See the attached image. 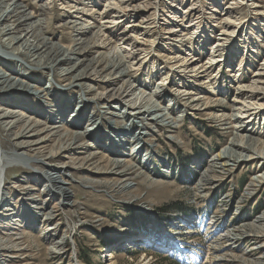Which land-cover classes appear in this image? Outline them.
<instances>
[{
	"label": "rangeland",
	"instance_id": "374dc122",
	"mask_svg": "<svg viewBox=\"0 0 264 264\" xmlns=\"http://www.w3.org/2000/svg\"><path fill=\"white\" fill-rule=\"evenodd\" d=\"M92 1L91 6L94 7L92 15L78 14L83 23L95 27L91 33L84 37L90 39L91 34L97 32L96 27L104 26L103 22L112 21L109 18L117 15L120 18L119 21L122 22L119 26L110 28V31L106 30L102 42L104 43V40L110 36L116 46L119 45L118 48H123L124 54H127L129 50L133 51L130 54L135 56V59L131 61L132 63L136 62L132 71L136 84L132 80V85H134L132 90L137 92L141 88L149 96L159 84L166 81L162 87L161 105L167 108V105L174 103L171 107L173 117L177 118L184 111V119L172 128L160 127L156 129V133L152 132V136L148 135L146 146L141 150H134L136 154L132 158V162L136 163L143 174L142 177L131 178L128 185L133 187L128 191L127 189L121 191L118 187L109 186L110 184L94 188V190L85 187L79 183L81 171L77 172L73 169L74 166L69 164V169L65 170L66 175L63 177L70 180V185L67 186L72 193L70 203L76 202L78 205L77 207H68L65 214H61L51 222H47L46 214L53 210L60 197L57 195L58 192H55L56 195L52 194L53 192H46L47 187L44 188V186L47 181L43 180L41 176L38 179V175H42L41 172L53 173L54 169L47 166L45 161H41L31 163L30 167L12 165L4 173H0V201L2 196L10 198L14 205L13 209L16 210L14 213L16 223L13 221L16 224L14 231L2 228L0 236L4 233L15 235L16 238H21L20 243L23 246L21 253H17L16 249H8L6 253L2 252L0 261L2 264H77V262L80 264H109L110 261H114L116 264H257V259L264 256V239L250 238L241 241L236 250H226V243H224L221 246L223 249L216 253L212 246L217 240L218 232L249 226L263 214L264 184L253 196L244 200L242 204L240 202L252 178L264 173V162L257 159L240 163L231 174L216 169L215 172H211L210 176L213 178L208 185L206 183L203 189H200L198 184L202 176L210 170L211 159L230 144L233 129L224 130L223 124L226 122L223 120L229 119L234 114L233 100L239 101L243 98L242 95L240 96L239 88L246 86L250 89L249 87L253 85L257 75L263 76L264 74V28L260 32L257 27V21L264 20V15L261 14L263 11L261 12V8L252 7L251 0H219L223 2L222 5L224 4L225 8L231 7L232 11L233 7L240 8L238 13L234 11V14L228 15L222 11L219 15H215L212 12L214 9L211 5L212 0H181V6L175 7L170 4L172 0ZM64 2L77 6L82 1L29 0L28 3H31L33 8H37V11L44 6L48 7L47 31L49 33L46 32V35L51 38L53 43L59 42L61 45L71 46V30L62 26L67 19L77 16V13H73L74 9H68V12L65 13L61 9ZM90 7L84 6V8ZM168 9L172 11L170 12ZM174 13L177 15L174 16ZM105 17H108V20L104 19ZM220 18L227 19L230 26ZM154 22L157 28L153 30L158 35L152 33L147 36L144 29L142 30L138 26L143 23L142 27L145 28L146 24ZM167 22H172L174 29L182 31L176 32V36L166 35L163 31L164 28L161 27H165ZM225 24L228 34L234 33L233 35L229 36L223 33L222 25ZM129 25L135 26V28H131ZM159 26L161 27L159 28ZM250 30L254 31L253 37ZM125 32L131 38L130 42L121 41L122 38L119 36ZM164 37L172 38L167 40L163 39ZM182 37H188V39L192 37L193 43L189 44L191 47L189 51H176L180 53L176 54L180 57L179 61L187 59L190 63L196 59L197 63L203 66L214 51L213 48L218 45L221 49L217 48V50L221 52L218 51L217 54L222 55H220V59L223 61L218 63L219 65H215L210 73L206 72L205 76L191 80L187 76L188 73H180V70L175 67L173 70L166 69V67H171L166 56L171 57L176 53L173 51L182 44ZM247 38L250 41L245 44L244 39ZM133 39L137 40L136 43L138 42L135 45L136 48L130 46ZM154 39L155 43L141 46L148 41L153 42ZM223 39H226L225 42ZM113 47L115 46L108 44L106 49H93L87 53L86 62L80 69L89 65L91 61L98 60L101 51L107 53ZM9 59L14 61L13 56H9ZM241 61L246 63L241 67L243 69L239 70ZM179 63L171 65H179ZM31 70L34 69L31 68ZM31 70L29 71L30 78L40 75V72ZM60 74V71L55 73L58 79ZM89 74L92 79H87L86 85L88 89L92 87L94 90L89 93V98L83 100L84 105L88 106L84 118L88 120L92 113H96L102 116V125L99 126L98 131L93 132L94 137L87 134L89 136L87 141L93 143L96 148H100V151L108 158L116 159L115 156H110L105 149L112 142L104 141L103 138L109 135L108 126H120L118 122L114 121H120V119L117 117L112 119L113 116L105 114L104 112L109 111L108 109H99L103 103L106 104L99 100V95L107 93L105 91L109 87H103L106 82L97 80L92 75V70L89 71ZM60 79L68 84L64 77ZM126 79L117 81L109 91L116 88L115 92H117ZM242 80L243 82H241ZM28 82L35 85V81ZM48 83L46 78L45 83L40 85V89L47 87ZM54 85L52 90L54 97L51 95L44 101L49 100V103H52L54 99H58L64 102L80 97L75 87H71V89L69 86L60 85L57 82ZM247 88L246 90H248ZM182 91L191 92L189 99H179V92ZM128 94V98L125 95L123 99L113 100L107 104L112 105V110L119 113L126 108L125 104L128 103L126 100L133 97V93ZM219 99L225 101V105L220 104ZM76 101L79 100L76 99ZM76 101L68 112L77 111L78 103ZM240 101L242 102V100ZM56 103L52 104V108ZM256 104L262 105L261 112L250 120H244V127L240 134L242 136L248 134L254 138L260 137L264 141V101ZM32 105L34 108L36 107L33 101ZM47 107L49 105L44 107L45 114L50 112ZM127 111L132 113L129 109ZM51 113H54V116L46 114L48 118H59L57 111H51ZM125 114L129 117L127 113ZM105 117L108 118L104 119ZM136 122L139 124V121ZM128 123V120H124L123 124L128 125ZM130 124L132 123L130 122ZM137 124L136 126L132 124V131L137 132ZM88 125L89 122L86 121L75 129L83 133ZM233 125L236 127L237 122L233 121L226 127L233 128ZM171 135L177 137L176 142L170 141L169 136ZM4 136L2 139L6 144L5 153H13V146ZM131 137H128V140ZM135 144L137 143L122 141L116 146L122 147L121 150L117 149L118 152L123 151L129 154ZM136 151L139 153L137 154ZM151 152L155 154L152 167L145 164L144 158L146 153L150 154ZM129 160V157L124 159V161ZM63 162L67 163L68 160L63 159L59 163ZM99 176H101L99 179L101 182L114 180V176L103 177L102 174ZM1 182L5 184L6 191L4 192ZM152 182L158 184L152 185ZM32 200L40 203L45 209L37 213L35 209L29 208L28 204L34 202ZM0 220L3 221L2 218ZM57 224L61 225L59 229L54 230L52 227ZM212 224L216 229H211ZM25 230H29L30 234L23 235ZM67 234L71 235V239H67L65 249L56 248L57 243L62 241ZM53 249H57V252ZM243 250H248L251 254L245 256L242 254ZM18 255L19 257L15 259ZM222 258L227 261H219L220 263L216 261V259Z\"/></svg>",
	"mask_w": 264,
	"mask_h": 264
},
{
	"label": "bare ground",
	"instance_id": "6f19581e",
	"mask_svg": "<svg viewBox=\"0 0 264 264\" xmlns=\"http://www.w3.org/2000/svg\"><path fill=\"white\" fill-rule=\"evenodd\" d=\"M81 1L82 2L79 5H82L83 7H80L79 5L73 6L69 2H64V4H62L61 9L64 10L65 13L68 9H74L73 13H77V16H72L69 20L67 19L66 23L62 26L71 30L72 36V45L64 46L59 42L53 43L51 38L46 35V32H48V7L44 6L37 11V8H33L32 4L28 3L29 0H0V94H2L0 96V173H4V171L12 165L30 167L29 165H31V163H38L41 161H45L47 166L55 170L53 173L41 172L43 176L38 175V179L39 176H41L43 180L45 179L47 181L44 186V188L47 187L45 191L53 192L52 194L58 192L57 195L60 197V200L56 203L53 210L46 214L47 222H51L54 219H57L61 214H65V210L69 209L68 207H77L78 205L76 202L70 203L69 200L72 197V193L70 188L67 187L70 185V180L63 177V175H66L65 170L69 169V164L73 165V169L77 172L81 171L82 175L79 177V183L85 187L94 190V188L110 184L109 186L118 187L121 191H126V189L128 191L129 188L133 187L128 185L131 178L142 177L143 174L136 163L132 162V158L136 154L134 150H141L144 146H146L148 135L152 136L151 133H156V129L160 127L172 128V126L178 125L184 119V111H182L177 118L173 117L171 107L174 103L167 105V108H164L161 105V96L163 97L162 87L166 81L159 84L156 90L151 92V95L149 96H147L141 88L138 89L137 92L132 90L134 88L132 80L133 83L136 84V80L134 81L135 75L133 74L134 72H132L136 62L132 63L131 61L132 59H135V56L130 54L133 51L129 50V52L127 51V54H124V52H122L123 48H118L119 45L116 46V43L113 42V39H111L109 35V37L104 40V43L102 42L105 37L104 32L108 29L110 31V28H115L113 26H119L122 22L119 21L120 18H118L117 15H113V19L112 17L109 18L112 21L109 20L103 22L105 24L104 26L101 25L96 27L98 30L97 32H93L91 34L90 39L84 37L91 33L95 27L83 23L82 18L78 17V14H83L85 16L92 15L94 13V7L91 6L93 2L92 0ZM251 1L253 2L251 4L252 7L261 8V12L263 11L261 14L264 15V0ZM211 3L212 8H214L212 12L215 15H219L221 11L226 12V15L234 14L236 11L238 13V11H240V8L238 9V7H233V11L231 10V7L225 8L224 4L222 5L223 2H220L219 0H212ZM170 4L174 5L172 7L178 5L181 6V0H172ZM84 6L91 7L84 8ZM176 15L177 13H174V16ZM100 16L102 17V13ZM117 18L118 21L116 20ZM104 19L108 20V17H105ZM220 19L221 21L225 20L226 24L229 25L227 19ZM257 23L258 31L262 30L264 28V20H259ZM154 24L155 22L153 24H146L147 26L145 28L142 27L143 23L138 26H140L142 30L144 29L143 31L147 36L152 33L154 35H158L157 32L154 31L157 28ZM226 24L222 25V31L225 34H228L229 32ZM172 25V22H167L165 27L159 26V28H164L163 31H165V34L168 36H176V32L180 33L182 30L174 29L175 27ZM131 28H135V26H132ZM233 34L234 33H230L228 35L230 36ZM250 34L252 36L254 31L250 30ZM246 36L247 34L245 37ZM119 37L122 38L121 41H125L126 43L131 40V38L127 35V32L122 33ZM169 38L172 37H164L163 39L169 40ZM244 40L246 41H244L245 44L250 41L249 38ZM136 41V39H133L130 46H134V48H136L137 46L135 45L138 43H136ZM181 42L182 44H180V47L178 46L179 48L173 52L184 50L189 51V49H191L189 44L193 43V39L192 37H189V39L188 37H182ZM151 43H155V39L153 42L148 41L142 45L139 43V45L144 46ZM108 44L109 46L113 45L115 47L111 50L109 49L107 53H103L105 51H101L99 53L98 60H93L89 65L80 69L86 62L87 53L91 52L95 48L106 49V45ZM219 47L220 45L213 48L214 51L203 66H200L197 63L198 60L196 59L190 63L187 59L179 61L180 57H178L179 55H176L180 54L178 52L171 57L166 56L167 61L169 62L168 64L171 66L170 68L166 67V69L173 70L175 67L180 70V73H188L187 76L190 80L192 78L203 77L206 72L210 73V71L214 69L215 65H219L220 62L223 61L220 59L221 54H217V52L220 51L217 50ZM9 56H13L14 61H10ZM173 63H179V65H171ZM245 63L244 61H241L239 70L243 69L241 67ZM31 68L34 70H31ZM30 70L38 71L40 72V75L35 78H30ZM91 70L92 75H94L97 80L106 82V85L103 87H109V89L115 85L117 81H124L127 78L123 83V86L117 92H115L116 88L112 89L111 92L109 89H106L105 92H110L109 94L104 92L105 94L100 93L99 95V100L106 102V104L103 103V106L101 105L99 109H108L109 111L104 112L105 114L113 116L112 119L114 117L120 119V121L114 120L118 122L120 126H108L107 130L109 131V135H106V138H103L104 141L112 142L110 146H107L105 149L110 156L113 155L116 159L108 158L100 151V148H96L93 143H88L87 141L89 136H93V132L98 131L99 126L102 125V116L97 115L96 113H92V116H89L88 120L84 118L86 116H84V113L88 110L86 109L88 106L84 105V101L89 98V93L94 90L92 87H89L88 89V86L86 85L88 82L87 79H92L89 74V71ZM57 71L61 72V76L59 75L60 78L64 77V80L68 81V84L64 83L60 78L58 79V76L55 75ZM46 78L49 82L48 86L40 89V85L45 83ZM214 78L216 79L217 76ZM26 80L31 82L35 81V85ZM55 82L60 85L64 84V86H69L70 88H77L76 91L80 97L75 98L79 101L77 102L75 98L72 101L64 102L62 100L54 99V102L57 103L54 108H52V104H54V102L49 103V100H44H47L51 97V95H54L52 90L54 89ZM241 82H243V80ZM246 88V86H241L239 88L240 96L242 95L243 97L240 99L242 102L240 100H233L232 106L234 114L231 115L229 119L225 118L223 120V122H226L223 124L224 130L233 129L230 144L211 159V164L209 166L210 170L202 176L198 184L200 189H203L206 183V185H208V183L212 181L213 177L210 176V174H212V171L215 172L216 169H221L226 174H231L233 169L240 163L255 161L257 159L264 162V141L261 140L259 136V138H254L248 134L243 136L240 134L242 128L244 127V120H250L261 112L262 105L258 106L256 103L264 101V74L263 76L258 74L257 79L253 82V85L249 87L250 89L247 88L248 90H246ZM128 93H133V97L126 100L128 103L125 104L126 108H124L123 111L118 113L117 111L112 110V105L107 104V102L110 104V101L113 100H121L125 97V95L126 98H128ZM190 93H187L186 91L179 92V99H189L191 96ZM32 101L35 103L36 109L34 108V105H32ZM75 101L78 103L77 111L71 110L68 112L74 105ZM190 101L192 102V100ZM219 103L225 105V101L220 99ZM45 104L49 105L47 108L50 110L49 113L46 111V114L54 116V113H51V111H57V113H59L58 119L47 117L44 113ZM127 109H129L132 113H129ZM125 113H127L129 117L125 116ZM227 116H229V114H227ZM106 118L108 117H105L104 119ZM124 120L129 121L128 125L123 124ZM83 121L89 122V125L83 133H80V131H76L75 128L84 123ZM136 121H139V124H137ZM233 121L237 122L238 126L236 125L235 127L233 125V128H227L226 126L231 125ZM130 122L135 124V126L137 124V132L132 131V124H130ZM87 134L89 136H87ZM3 135L8 138V142L13 146V153H5L6 144L2 139ZM130 136H132V140L129 139L131 141L128 140V137ZM116 138L118 139L116 140ZM169 139L172 142H176L177 137L175 135H171L169 136ZM122 141H127L129 143L135 142L137 144L132 146V151L129 154H126L123 151L118 152L117 150H121L122 147L116 145ZM51 143L54 144L51 145ZM136 152L137 154L139 153V151ZM154 155L155 154L153 152L150 154L146 153L144 158L147 166L152 165ZM126 157H129L130 160L124 161ZM63 159H67L68 162L59 163ZM20 162L22 164H19ZM101 174L103 177L114 176V180L101 182L99 181L101 177L99 175ZM145 180L147 181L148 177ZM37 182L39 183V181ZM1 184H3V192L6 191L4 182H1ZM155 184L157 185L158 183L152 182V185ZM262 184H264V173H260L253 177L248 184L240 203L242 204L244 200L253 196ZM22 187L25 188L24 186ZM54 195H56V193ZM40 201L41 199L39 202ZM13 207L14 205L11 199L2 196L0 201V218H2L3 221L0 220V229H12L14 231L16 226V224H14V213L16 210L13 209ZM28 207L35 209L37 213L42 212V210L45 209L40 205V203H37V201L32 202V204H28ZM60 225L61 224H57L52 228L57 230ZM214 228V224H212L211 229ZM28 234H30L29 230H25L23 232V235ZM69 238L71 239V235L69 236L67 234L62 241L59 240L60 242L57 243L56 248L65 249L67 239ZM250 238H256L257 240L264 239V212L257 218L255 223L250 224L249 226L247 225L229 229L225 232H218L217 240L214 242L212 249L215 253L217 251H221V249H223L221 246L226 243V250H236L237 245L241 241H246ZM20 239L21 238H16L15 235L4 233L0 236V254L2 252L6 253L8 249H16L17 253H21L23 251V246L20 243ZM53 250L57 252V249ZM242 254L248 256V254L250 255L251 253H249L248 250H243ZM18 257L19 255L16 256L15 259ZM216 261L219 262L227 260H223L222 258L218 260L216 259ZM257 261V264H264V256L257 259ZM0 264H2V261H0ZM77 264L80 263L77 262ZM109 264L116 263L114 261H110Z\"/></svg>",
	"mask_w": 264,
	"mask_h": 264
}]
</instances>
